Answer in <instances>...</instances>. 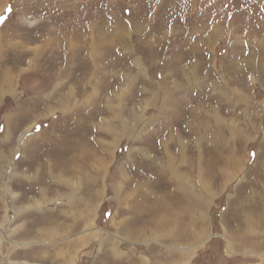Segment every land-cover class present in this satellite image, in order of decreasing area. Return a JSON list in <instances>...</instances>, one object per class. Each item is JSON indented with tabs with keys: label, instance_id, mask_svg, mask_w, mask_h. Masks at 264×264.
Returning a JSON list of instances; mask_svg holds the SVG:
<instances>
[{
	"label": "rangeland",
	"instance_id": "1",
	"mask_svg": "<svg viewBox=\"0 0 264 264\" xmlns=\"http://www.w3.org/2000/svg\"><path fill=\"white\" fill-rule=\"evenodd\" d=\"M258 190L264 0H0V264H239Z\"/></svg>",
	"mask_w": 264,
	"mask_h": 264
},
{
	"label": "crops",
	"instance_id": "2",
	"mask_svg": "<svg viewBox=\"0 0 264 264\" xmlns=\"http://www.w3.org/2000/svg\"><path fill=\"white\" fill-rule=\"evenodd\" d=\"M258 191L264 193V191ZM243 213L232 218L229 223L225 222V215H223L224 220L218 224V228L224 236L222 238L224 241L211 239L209 244L214 245L220 242L224 247L226 241L228 245L235 248L237 256L233 259L241 262L239 264H264V201L257 199L256 203L243 210Z\"/></svg>",
	"mask_w": 264,
	"mask_h": 264
},
{
	"label": "bare ground",
	"instance_id": "3",
	"mask_svg": "<svg viewBox=\"0 0 264 264\" xmlns=\"http://www.w3.org/2000/svg\"><path fill=\"white\" fill-rule=\"evenodd\" d=\"M193 143H194V140H193ZM196 143V142H195ZM182 141H177L176 140V152H178L179 156L182 157L183 156V153H182ZM163 148L166 146V145H162ZM167 147L168 145L166 146V150H167ZM165 154V159H163L164 157H161L160 159L156 160L155 161V165L158 166L159 168L161 169H164V170H167V171H170V174L169 175H173L174 178L176 179H179L181 178V174H180V163L182 161V159L178 158H174V160L172 159L171 155H169V151L167 150ZM176 170V171H174ZM73 216V215H72ZM169 222H173V221H169ZM160 224L158 223V226ZM171 224L170 223H166L164 222L163 226L164 228L166 229V226L169 228Z\"/></svg>",
	"mask_w": 264,
	"mask_h": 264
},
{
	"label": "snow or ice",
	"instance_id": "4",
	"mask_svg": "<svg viewBox=\"0 0 264 264\" xmlns=\"http://www.w3.org/2000/svg\"><path fill=\"white\" fill-rule=\"evenodd\" d=\"M10 11H11L10 7L5 9V12H10ZM253 155H255V154L253 153Z\"/></svg>",
	"mask_w": 264,
	"mask_h": 264
}]
</instances>
